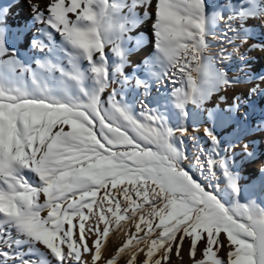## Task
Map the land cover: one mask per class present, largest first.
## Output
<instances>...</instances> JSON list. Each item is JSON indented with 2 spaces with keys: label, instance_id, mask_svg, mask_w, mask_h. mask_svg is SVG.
<instances>
[{
  "label": "snow or ice",
  "instance_id": "6c2138e0",
  "mask_svg": "<svg viewBox=\"0 0 264 264\" xmlns=\"http://www.w3.org/2000/svg\"><path fill=\"white\" fill-rule=\"evenodd\" d=\"M21 2L22 0H8L7 3L0 4V203L8 206L5 211L11 210V218L0 219V264H46L42 259L45 254L52 258L53 264H70L74 252H68L65 258H57L52 249L34 234L33 229L43 230L46 225L39 218H32L31 202L27 196L17 194V183L27 184L29 181L23 173L24 170L31 171V161L28 167H24L17 159L16 153L30 149L35 151V147L31 144V134L35 131L34 120L37 125L46 121L59 123V121H49L50 106L61 103L59 100L50 99L54 96L57 87L63 91V94H71L78 100L85 101L72 103L70 108L52 109L53 113H62L64 126H68L66 122L68 119L83 118V114L86 113L93 124H99L101 127L104 123L112 125L119 121L117 127L126 126L124 127L126 132L129 129L135 132L137 137L147 142L148 147H151L154 140L158 143L160 137H167L168 141L175 143L179 141V144H183V138L190 132L184 124L176 128L169 127L157 110L145 100L140 101L139 116L133 115L125 103L117 99L120 95L118 90L113 89L106 99L103 98V94L116 77H119L118 82L122 85L134 80V86L138 89L142 88L144 96L151 94L149 79L140 78L139 74L142 71L152 74L158 83L162 76L153 73V61L145 59L135 62L129 59L131 52L137 47V37L140 35L135 31L137 14H142L144 19L154 17V22L151 24L153 48L155 51L159 48V53L162 54L160 59L172 62L175 40L186 31L181 27L184 19L181 13L187 11V0H166L159 14L148 9L160 8V0H155V4L153 0H111V2L81 0L83 7L78 0H72L70 7H65L63 0H49L43 9L33 0H23L28 5L31 19L23 17L22 23L13 15V8ZM200 4L204 16L209 19L206 15L205 0H200ZM197 7L198 5L193 4L194 9ZM214 10L216 14L211 17V23L222 22L225 25L224 36L229 38V43L233 44L236 51L242 46H247V52L257 48L264 50V40L258 42L252 40L253 42L249 43L250 33L246 26V22L250 19H259L264 23V0H224L223 5ZM68 13H75L76 18L72 19ZM156 19L159 23L155 22ZM197 27L201 25L197 24ZM157 28L163 36L162 46L157 39ZM228 33L232 35L228 36ZM56 34L61 38V43L56 42ZM237 39L240 41L239 44L235 43ZM12 40L26 43L27 47L34 49L42 58L54 56L55 62L49 59L37 60L36 68H33L23 62L19 54L20 49L11 42ZM112 57L116 59L112 60ZM232 57L233 53L226 50L220 53L221 59L230 60ZM246 57V54H241L239 59L246 61ZM77 58L87 62L86 69L79 67ZM37 69L47 79L48 87L37 93L17 84V80L29 74L33 84H36L41 78ZM195 70L202 73L201 80L196 81L190 76L187 78L189 91L181 92V89L177 88L172 93L175 106L181 110L183 116H187L186 105H203L204 101L217 91L220 83L219 72L213 75L208 68L201 66L196 67ZM224 72L226 73L225 69ZM178 73L183 78V68H173L172 75ZM256 79L264 81V76ZM53 80L55 83L51 82ZM86 80L92 82L91 87L85 84ZM225 80V86L236 82L227 77ZM73 86L77 89L76 95L71 93ZM258 89L259 85L251 89L249 94L254 95ZM220 100H224V97L221 96ZM69 102L68 99L63 101L65 104ZM240 104L237 98L230 105L229 111L233 116L240 111ZM209 116L214 118L215 113L210 110ZM241 119L246 120L247 114L242 113ZM258 127L264 128V120L258 123ZM193 128L199 129L196 126ZM177 130L181 132L179 140L176 139ZM202 134L211 144L209 149L211 154L206 156L202 164L199 156L197 164L202 170H206L210 181L218 178L216 168L222 169L227 186L238 197L240 189L235 175L229 169L230 158L221 155L220 138L209 126L203 127ZM97 135L99 136V133ZM25 141L28 142L27 146ZM236 147L238 146L233 144L223 151H231ZM239 147L246 155H252L248 151L247 144ZM200 152L203 154L204 149L201 148ZM187 157L185 153V158ZM260 171L264 175V164L261 165ZM184 172L202 189L206 197L202 205V211L206 213L203 219L231 233L235 241V243L229 242V246L234 250L228 253V264H264V213H256L254 206L250 208L240 204L239 201L236 207H226L211 190L213 187L219 189V184L209 183L206 188L194 178L190 170L184 169ZM162 179L172 186L184 185L182 178L178 176L168 175ZM5 187L7 191H4ZM17 199L20 201L19 204L16 203ZM22 206L27 211H22ZM241 209L245 212L244 216L241 215ZM13 229H15L14 238ZM64 231H67L66 227ZM82 236L83 239L79 243L81 246H87L85 242L87 236L84 234ZM57 240L61 249L71 247L63 233L57 235ZM37 245H42L43 251ZM220 247L221 242L215 244L216 250ZM88 251L91 252V248ZM145 259L147 261V254ZM217 260L218 264H225L224 261L218 258ZM75 264H83V262L77 260ZM204 264L208 262L205 261Z\"/></svg>",
  "mask_w": 264,
  "mask_h": 264
},
{
  "label": "rangeland",
  "instance_id": "374dc122",
  "mask_svg": "<svg viewBox=\"0 0 264 264\" xmlns=\"http://www.w3.org/2000/svg\"><path fill=\"white\" fill-rule=\"evenodd\" d=\"M7 2L8 0H1L0 4H5ZM48 2L49 0L43 4L36 1L34 3L38 4L43 9L44 5ZM78 2H80L81 7H83L81 0H78ZM63 4L65 7H70L72 0H63ZM193 4L198 5V7L194 9ZM205 4L207 5L206 15L209 19L204 16L200 0H189V2L186 3L187 11L181 13L182 17H184L181 24H185V21H189V24L194 20V22H196H192L191 24L194 27L200 24L202 30L200 29L201 27H197V29L199 28L198 31L201 32L196 36L198 39L194 40L195 42L190 41V43L184 44L183 49L180 51L181 54L177 57L173 56V58L176 59V63L172 66V69L183 68L184 82L179 89H181V92L189 91L187 78L191 76L196 81H200L202 78V73L196 71V67L201 66L205 69L208 68L213 75L216 73L211 65L208 64L207 58L209 55H212V57L217 56V68L221 74L217 91L209 96L207 100L204 101L203 105H186L185 111L187 112V116H183L181 110L175 106V98L172 96L175 90H172L173 92L168 91L164 93L162 101L158 100V102L156 101L151 105V107L156 109L158 114L164 118L169 127L176 128L184 124L189 129L190 132L183 138V144H179V141H177V143L168 141L167 137H160L158 143L154 140L151 147H148L147 142L137 137L135 132H132L130 129L126 132L124 130L126 126L117 127V124L120 123L119 121L112 125L104 123L103 127H101L99 124H93L85 113L83 114V118H70L77 122V124L79 123L78 125L81 124L79 127L83 129V132L78 135L76 134L72 142L66 144V147L68 153H76L75 155H78L79 158L83 155L85 156L84 159L87 158V161L82 162L78 160V158H71L72 160H69L66 157L69 156V154H67L64 156V163L61 162V160L60 162L57 161L53 147L60 139L62 131L66 130L67 126H64L65 121L59 116L61 112L53 113L52 109L70 108L72 103H84L85 101L78 100L77 97H73L71 94H63V91L57 87L53 93L54 96L50 99L59 100L61 103L50 106L49 121H59V123H50L46 121L37 125L34 120L35 131L31 134V144L35 147V151L30 149L29 151L22 152V154L20 152L17 155L18 160L22 162L24 167H28L29 161H31V171L24 170L23 173L29 178V181L27 184L17 183V194L27 196L28 200L31 202L30 211L32 213V218H39L40 221L46 225L43 230L33 229V231L38 239L52 249L57 258H65L68 252H74L75 255L72 256L70 264H75L77 260H83L85 253L90 254L94 258L96 257V260L98 258L102 259V257L106 255V241L112 240L122 224L129 222L130 228L128 229V233L115 244L116 246H120L119 251H117L112 259L105 261L104 264H148V259L147 261L145 259L146 254L147 257L150 258L155 252L154 247L149 246V244L155 245L157 240H161L165 244L168 242L174 243L178 250L185 243L194 247L196 245L195 243L201 246L204 242H208L204 247V260L208 261L214 256H217L211 264H218L217 258L224 261L225 264H228L227 256L223 253L216 255L217 253H215V250L210 245L213 240L217 238L220 240L222 239L221 233L224 230L215 227L213 224L203 219L206 213L202 211V205L206 197L202 189H200L192 178L184 172V169L190 170L194 178L198 179L206 188L209 183H213L214 185L219 184V189L213 187L211 190L216 193L226 207H236L237 201H239L240 204L247 205L250 208L254 206L256 213H264V187H259L260 191H257V175L249 171V168H245L246 164L240 161L242 153H236L237 147L236 150L223 151V149L235 143L232 144L233 141L229 140V134L224 131L225 124L223 119L220 120V118L227 109L229 111V107L233 101L241 97L238 93L232 95L231 99L227 97V91L231 90V86H225V77L228 78V74L231 71L233 72V70L230 69L229 66L230 60L221 59L220 53L223 50L228 52V47L226 46L230 45L228 43L229 38L227 39L224 36L225 25L222 22L216 23L218 26L216 25L217 28L215 29L216 32H218L214 34L215 38L210 37L209 31L213 26V23L210 21V12L218 6L215 2L208 3L206 0ZM162 5L163 4H161V6ZM162 7H160V9H162ZM19 8L22 9L23 6L16 9L13 8L14 12ZM26 9L29 10L28 6ZM148 10H151L150 12H156L154 11V7ZM77 11H79V9H77ZM68 15L72 19L76 18L75 13H68ZM193 15H197L200 18L193 19ZM225 15H227L226 11ZM205 23L206 25H204ZM261 23L262 22H260L258 26L260 25L259 27H261L259 31L261 32V36L263 35L262 38L264 40V23ZM37 27H40V25H37ZM157 33L159 45L162 46L163 36L159 28H157ZM150 34L149 32L140 33L137 40V47L131 52L129 59L135 62L145 59L151 60L153 61V73L164 76L170 63H168L169 61L167 60L160 59L162 54L159 53V48L155 51L153 47H147L154 42V37ZM227 35L231 36L232 34L228 33ZM177 39L179 40L180 38ZM55 40L57 43H61V38L58 34L55 35ZM193 42L197 43L198 46H196L197 44L193 45ZM25 47L29 51L30 48L27 47V45ZM244 48L245 47H242L240 51H244ZM19 54L20 57L24 56L22 53ZM239 57L240 55H238L236 60H233V58L231 59L234 61V64H236V69L242 72L243 69H239L238 67H241L244 63L253 61V57L247 55L246 61H241ZM77 59L79 61V67L81 69H86L87 62L80 58ZM111 59L115 60L116 58L112 57ZM36 61L37 60L34 59L23 60L24 63L29 64L33 68H36ZM190 63L196 66L194 71L187 72V70L191 68V66H189ZM37 72L41 78L36 84H33L31 74L25 75L17 80V84L27 88L29 91L39 93L43 88L48 87V81L38 69ZM260 74L261 76L264 75V67ZM53 75L58 76V74ZM139 75L140 78L149 79V82L155 79L154 75L144 73L143 71ZM118 81L119 77H116L111 86L103 94V98L106 99L108 94H110L113 89H116L120 92L117 99L122 100L133 115L139 116L140 112L137 109V97L141 93L142 88H136L134 86V80L129 84L123 85ZM51 82L55 83V80ZM91 83L90 80L85 81L88 87H91ZM71 90L73 95L78 94L74 86ZM221 96L224 97V100H220ZM65 99L70 100V102L68 104L63 103ZM210 110L215 113L214 118H210ZM260 110H262L264 116V94L263 97H260ZM85 121H87V123H85ZM197 122L211 127L213 132L220 138L221 155L230 158L229 169L231 173L235 175L240 189L238 197L235 196L227 186V181L223 177L222 169L217 167L216 172L218 178L215 181H210L206 170H202L197 164V158L199 156L200 163L202 164L205 162L206 156L211 154L209 152L211 144L207 140V137L205 139L201 134H198L200 132H197L193 128ZM21 133H23V126H21ZM97 133H99V136ZM247 134L249 133H246L244 137L247 138ZM180 135V130H177V140H179ZM251 141L252 139L247 140L250 146L252 143H255ZM27 144L28 142L25 141L26 146ZM201 148L204 149L203 154L200 152ZM257 150L258 148L256 145L248 149L252 155H247L246 160L251 161L258 157L259 150ZM185 153L188 156L187 158H185ZM59 159H62V155L59 156ZM97 162H99L98 165ZM85 163L87 164L86 167L77 169L78 166L81 167ZM106 165L119 167L120 175H115L114 177L111 175L103 176L101 179L99 178L100 181L95 185L94 179L92 177L90 178L88 174L89 170L94 169L97 174L105 169L104 167H106ZM72 169L77 170L75 179L82 180L88 184V189L73 185L72 188H62V190H59L57 187L56 191L49 190L56 182L58 183L60 180L59 176L63 171ZM246 169L248 171H246ZM168 175L181 177L184 185L172 186L164 182L162 178ZM60 182L61 181H59V183ZM4 191H7L6 187ZM103 200H109L108 204L110 205L102 207L101 217L94 219L89 226H86L85 223L88 220L86 216H88L94 208H97L99 203ZM161 200H165L168 206L156 209L155 213L147 211L148 207L151 208L159 205ZM6 208H8L6 204L0 203V219L11 215V210L5 211ZM22 211H27V209L24 208ZM240 211L241 215L244 216V210L241 209ZM115 214H117L119 218L116 222H113L112 215ZM136 214L139 215L138 224L135 223L134 220V215ZM104 219L107 220V223H105ZM65 227L67 228L66 232L64 231ZM60 233H63L64 237L70 242L71 247L69 249H61L59 246L60 242L57 240V235ZM81 234L87 236L85 241L87 246L80 245L79 241L83 239ZM136 243L138 245H136ZM231 243H235L234 239H232ZM241 246L243 245L241 244ZM37 247L43 251L42 245H37ZM134 247L137 248L136 255L131 259L127 258V252ZM89 248H91V252L88 251ZM42 259L46 264H53L52 258L47 254H45Z\"/></svg>",
  "mask_w": 264,
  "mask_h": 264
},
{
  "label": "bare ground",
  "instance_id": "6f19581e",
  "mask_svg": "<svg viewBox=\"0 0 264 264\" xmlns=\"http://www.w3.org/2000/svg\"><path fill=\"white\" fill-rule=\"evenodd\" d=\"M35 1L40 3V4H43L47 0H33V2H35ZM206 1L208 3L215 2V4L218 7L222 6L224 3V0H206ZM0 2H1V0H0ZM2 2H5V1H2ZM109 2H111V0H109ZM165 2H166V0H160V4H164ZM187 2H189V0H187ZM153 3L155 4V0H153ZM20 6H23V8L22 9L19 8L15 12L13 10V15H14L16 20H18L22 23L23 17H28L30 19L31 13L29 12V10L26 9V7L28 5L26 3H24L23 1L21 4L16 6L15 9L20 7ZM154 8H155L154 11H156V12H153V13L159 14L161 9L156 8V7H154ZM210 13H211L210 14L211 15L210 20H211V17L213 15H215L216 13H215L214 9ZM192 18L197 19L200 17L197 15H193ZM153 19H154V17L149 18V19H144L142 14H137L135 31L137 33H148V32L151 33L152 32L151 24L154 22ZM155 22L158 23L159 20L156 19ZM185 22H186L185 24H181L182 25L181 27H182V29H185L186 31H184L182 36L178 37L180 39L179 40L177 39L175 42V53L173 55L175 57H177L178 55L181 54L180 51L183 49L184 44H187L188 42L190 43V41H194V40L198 39V37L196 38V36H198V34L201 33L200 31H198L199 28L197 29V25H195L196 27H194L191 24L192 22H194V20H192L191 23H189V24H188L189 21H185ZM260 22L261 21L259 19H250L246 22V26H247L248 31L250 33V39H251L249 41V43H252L253 41L258 42L260 40H263V38H262L263 35L261 36V32L259 31V29L261 30V27H259L260 25L258 26V24H260ZM261 24H263V23H261ZM204 25H206V23ZM209 25H210V23H209ZM212 25H213L212 27L210 26L211 29H210L209 33L211 35L210 37L215 38L214 34L218 32V31L216 32L215 28H217L218 25L217 24H212ZM263 28H264V25H263ZM200 29L202 30V27ZM138 37H137V40H138ZM201 38H202V36H201ZM199 40H200V38H199ZM11 42L15 46L19 47V49H20L19 53L24 54L25 58H24V56L21 57L23 60H25V59H34V60L49 59V60H52L53 62H55L54 56L42 58L41 55L39 53L35 52L34 49L30 48L28 51V49H26V47H25L26 43H20L19 41H16V40H12ZM235 43L239 44L240 43L239 39H237L235 41ZM195 44H197V43H194L193 45H195ZM196 46H198V44ZM147 47L152 48L153 43L151 45H148ZM226 47H228V52L233 53V57H232L233 60L234 59L236 60V58H238V55L241 56V54H246V55H250L251 57H253V61H251L249 63H244L241 65V67L237 66L239 69H243L242 72H239L238 69H236V66H235L236 64H234V61L232 59H230V61H229L230 65L229 66H230V69L233 70V72L231 71L228 74V78H230V80H234L236 82L230 84L231 90L227 91V95H228L227 97H229L231 99L232 95H234L235 93H238L240 95V97H241L239 99V101L241 102L240 111L238 113H236V116H233L231 114V112H229L227 109V111H225V113H223L221 115L220 120L223 119V122L225 124L224 125L225 126L224 131L229 134V140L233 141L232 144L235 143L238 146L237 150H236V148H234L236 150V153L237 154L242 153V155H241L242 158L240 159V161H243V163L246 164L245 168H247V169L249 168L248 169L249 171H252L253 173H255V175H257L256 176V183L258 185L257 191H260L259 187H264V175H262V173L260 172L261 165L264 164V128L258 127V123L260 121L264 120L262 110H260V97H263V94H264V81L256 79V77H261L260 73H261L262 68L264 67V50L257 48V49L250 51V52H247V46H242L245 48H244V51L241 52L240 49L242 47L238 51H236L234 49L233 44H230ZM175 61H176V59L173 58L172 62H168V63H170V65L167 67V70H166L167 72L164 73V76H162V79L158 83H156L155 79L152 82H150V84H151V94L150 95L144 96L143 89H142L141 93L137 97V101H138L137 109L139 112L141 110L140 109V101L141 100H145V102L149 103L151 106L156 101L158 102V100L162 101V96L164 93H166L168 91L175 90L183 84V82H184V74L183 73H182L183 78H181L180 75L179 76L178 75H175V76L172 75V71H173L172 66H174V64L176 63ZM207 61H208V64L211 65V67L213 68V70L215 72H219V69L217 68L218 62L216 63L217 56L212 57V55H209L207 58ZM189 66H191V68L188 69L187 72L194 71L196 65H192L190 63ZM185 69H187V68H185ZM245 71H248V72H245ZM257 85H259V89H258V91H256L255 96L253 94H249L250 90L255 88ZM76 91H77V89H76ZM169 93H171V92H169ZM234 99H232V100H234ZM242 113L247 114L246 120L241 119ZM59 116L62 118V113ZM66 122L68 124L66 130L62 131V135H61L60 139L58 140V142H56V144H54V147H53L54 151H55L54 154L56 156L57 161L60 162V160H61V162H64L65 161L64 156L67 154H69V156H66L69 160L71 158H78V160H80L82 162L87 161V158L84 159L85 156H83V155H81L82 157L80 156V158H79L78 155H75L76 153L74 154V153H68L67 152V147H66L67 145L66 144L71 143L74 136L76 134L78 135V134L82 133L83 129L79 127L81 124L78 125L79 123L77 124V122H75L74 120L68 119V121H66ZM195 126L199 127V129L196 130L197 132H200L198 134H201L206 139V137L202 134L203 127L205 125L197 122V124ZM246 133H249V134H247L248 135L247 138L244 137ZM248 139H252V141L255 143H252V145L250 146L247 143ZM242 144H247L248 149H251L253 146L256 145L258 150H259V155H257L258 157L254 158L251 161L246 160L247 155L243 151H241V148L239 147ZM18 153H20V152H17L16 156L18 155ZM21 154H22V152H21ZM61 155H62L63 160L59 159V156H61ZM17 159H18V156H17ZM98 164H99V162H97V165ZM86 166H87V164L85 163L81 167L78 166L77 169H81L82 167H86ZM104 168L105 169H103L101 172H99L97 174L95 173L94 169L89 170L88 174L90 175V178L92 177L94 179L95 185H96V183H98V181H100L99 178L101 179V177H103V176H110L111 175L114 177L115 175H117V176L120 175L119 167H114L113 165L112 166L106 165V167H104ZM247 169H246V171H248ZM76 171L77 170H73V169L69 170V171L68 170L63 171L59 176V178H60L59 181H61V182L60 183H59V181H58V183L56 182V184H54V186H52L51 189H49V190H55L56 191L57 187L59 188V190L60 189L62 190V188H64V189L72 188L73 185H77V186L83 187L84 189H88V187H89L88 184H86L82 180H76L75 179V176L77 174ZM108 201L103 200L102 202H100L99 206L97 208H94L91 211V213H89V215L86 216V218L88 219L87 222L85 223L86 226H89L91 224V222L94 221V219L101 217L102 207H107L108 205H110V204H108ZM16 203L19 204L20 201L17 199ZM165 206H168L166 201L161 200L159 205L153 206L151 208L148 207V209L147 208H145V209H147L148 212L155 213L156 209H160L161 207H165ZM23 209H24V207L22 206V210ZM7 217L11 218V215H9ZM112 217H113V222H116L119 218V216L117 214L112 215ZM104 220H105V223H107V220L106 219H104ZM134 220H135V223L138 224L139 223V215H137V214L134 215ZM82 228H84V227H82ZM129 228H130L129 222L122 224L121 228L113 236L112 240H110V241L107 240L108 242L106 241V247H105L106 248V255H104L102 257V259L98 258L96 260L95 259L96 257L94 258L90 254L85 253L83 260H82L83 264H104L105 261L112 259L113 256L117 253L118 249H120V246L115 245L116 242H119V240L123 236H125L126 233H128ZM87 231H89V230H87ZM12 234H13V238H14L15 237V229L12 230ZM221 236H222L221 240L215 239L211 242L210 245L212 246L214 244L213 249L215 250V253H217L216 255L222 254V253L225 254L227 256V262H228V260H229L228 253L230 251L234 250V248L229 246V242H231L233 238L231 236V233L227 232L226 230H224L223 233H221ZM78 237H81V236H78ZM79 239H82V238H79ZM100 239H101V237H100ZM102 239H104V238H102ZM220 242H221V247L217 248V250H216L215 244H218ZM207 243L208 242H204L203 244H201V246H198V243H195L196 245L194 247L187 245L185 243L178 250L174 243L168 242L167 244H165L161 240H157L155 245H152L151 243L149 244V246L154 247L155 252L150 256V258H148V264H196L199 262H200L199 264H204V262L206 261V260H204V255H205L204 254V247L206 246ZM136 245H138V244L136 243ZM136 245H135V247H136ZM76 246H78V245H76ZM168 246H169V249H168ZM135 247L132 248L131 250L129 249L130 251L127 252V254H126L127 258L131 259L136 255L137 248H135ZM14 250L15 249H13V251ZM99 254H101V253H99ZM102 255H103V253H102ZM216 257L217 256H214L212 259L208 260L207 261L208 264H211V262H213L216 259Z\"/></svg>",
  "mask_w": 264,
  "mask_h": 264
}]
</instances>
